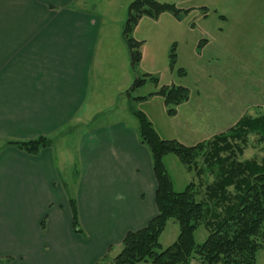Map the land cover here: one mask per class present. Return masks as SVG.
Listing matches in <instances>:
<instances>
[{
    "label": "crops",
    "instance_id": "0c3cea01",
    "mask_svg": "<svg viewBox=\"0 0 264 264\" xmlns=\"http://www.w3.org/2000/svg\"><path fill=\"white\" fill-rule=\"evenodd\" d=\"M72 2L0 0V258L10 259L3 264H95L157 213L150 153L123 121L88 128L75 151L56 153L61 134L85 119L96 45L93 17ZM201 37L197 45H210ZM38 136L51 144L34 156L4 145ZM67 161L70 190L60 175Z\"/></svg>",
    "mask_w": 264,
    "mask_h": 264
},
{
    "label": "rangeland",
    "instance_id": "374dc122",
    "mask_svg": "<svg viewBox=\"0 0 264 264\" xmlns=\"http://www.w3.org/2000/svg\"><path fill=\"white\" fill-rule=\"evenodd\" d=\"M132 1L73 0L69 6L93 17L90 23L96 45L88 97L80 113L85 119L61 134L55 142L57 154L66 146L70 152L75 151L71 147L86 129L115 120L138 133L135 112L143 113L161 138L175 139L186 146L211 142L220 134L231 135L241 130L239 124L244 119L264 115V0H156L191 9L179 19L167 12L157 19L140 18L131 34L142 42L141 60L135 68L131 67L122 36ZM201 7H207L205 14ZM219 15H224L227 22L220 21ZM202 34L211 39L210 45L203 43L205 39L196 44ZM172 45L176 54L174 69L169 65ZM177 69L184 74L179 75ZM143 77V84L130 90L134 80ZM163 85L188 90L187 99L173 107L174 115L167 113L163 98L156 94ZM226 143L230 148L219 153L225 165L264 158V140L255 132L229 137ZM213 163L211 168L200 156L196 167L187 170L177 156L164 158L173 189L182 191L193 182L199 201L207 199L206 186L216 181L219 170L217 162ZM60 175L70 190L74 176L68 161ZM226 191L235 193L232 186ZM178 232L177 223L169 220L159 237L161 248L171 245ZM208 232L200 225L194 232L196 242H203ZM121 249V245L111 248L95 264H113ZM190 264L200 263L193 259ZM255 264H264V244Z\"/></svg>",
    "mask_w": 264,
    "mask_h": 264
},
{
    "label": "trees",
    "instance_id": "16d2710c",
    "mask_svg": "<svg viewBox=\"0 0 264 264\" xmlns=\"http://www.w3.org/2000/svg\"><path fill=\"white\" fill-rule=\"evenodd\" d=\"M190 9L156 0H133L128 6L122 32L131 67L135 68L141 60L142 42L131 35L140 18L157 19L167 12L179 19ZM201 9L204 14L207 12V7ZM174 50L172 45L169 55L171 69L175 68ZM177 73L183 75L184 71L177 69ZM144 77L136 78L130 90L142 85ZM147 77L156 82V78ZM156 94L163 98L167 113L174 115L173 107L187 99L188 90L183 86L163 85ZM135 114L139 123L138 140L150 153L157 184L154 196L157 213L143 228L125 234L121 241L122 249L113 258V264H190L193 259L200 264H255L256 254L264 244V158L259 162L230 161L229 165H225L219 153L230 148L226 143L229 137L240 133L255 132L264 140V115L244 119L239 124L241 130L231 135L220 134L211 142L186 146L175 139L161 138L143 113ZM50 144L51 139L47 136L4 142V145H11L32 156ZM222 144L224 147L221 148ZM207 146L209 151H206ZM169 154L177 156L187 170L196 167L200 156L211 168L213 162H217L219 172H216V181L206 186V200L196 199V186L193 182L188 183L182 191L173 189L164 164V158ZM229 186L234 189L233 195L226 191ZM69 201L72 228L74 232L81 233L77 208L73 199ZM169 220L177 223L179 232L175 241L162 249L159 237ZM200 225H204L209 232L203 242L197 243L194 232ZM8 260L0 258V264Z\"/></svg>",
    "mask_w": 264,
    "mask_h": 264
}]
</instances>
